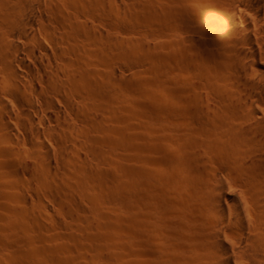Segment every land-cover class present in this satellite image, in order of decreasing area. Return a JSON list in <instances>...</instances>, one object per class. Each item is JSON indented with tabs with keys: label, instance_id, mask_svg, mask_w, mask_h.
<instances>
[{
	"label": "rangeland",
	"instance_id": "1",
	"mask_svg": "<svg viewBox=\"0 0 264 264\" xmlns=\"http://www.w3.org/2000/svg\"><path fill=\"white\" fill-rule=\"evenodd\" d=\"M0 1L11 9L7 16H0V37L13 42L12 53H18L30 69H35L38 60L21 50V44L32 48L41 44L48 54L56 55V47L67 42L66 50L61 48L68 59L71 57L72 66L61 68L75 73L70 80L73 82L59 75L62 79L56 78V85L50 78L48 82L34 80L39 93L48 86L50 94L44 91L45 96L52 97L49 99L61 109L60 114L53 112L52 100L42 96L43 92H22L12 88L13 83L8 88L11 119L19 114V108L32 110L24 99L33 97L37 101L34 121L28 123L23 117L25 126H17V131L29 150L31 140L43 145L39 150L41 159L37 160L42 183L38 186L41 253L47 248L55 250L56 264H169L180 247L188 246L184 216H194L193 222L198 225L201 213L196 194L187 197L174 188L173 182L185 179L193 188L207 177L209 182L214 179L213 168L227 167L220 151L198 130L202 115L210 121L219 112L235 113L220 91L226 87L230 93L237 92L240 84L234 78L217 76L216 67L225 62L220 58L222 50L211 43L198 46L196 37L175 30L173 22L166 19V5L176 8L175 0H53L55 5L42 0L41 6H36L33 30L20 23L22 27L15 32L4 20L18 19L19 10H12L17 0ZM46 12L50 13L46 16ZM49 15L56 21H51ZM59 18L72 25L70 33L63 34ZM22 30L32 31V36H22ZM44 31L51 37H46ZM88 33L95 38L91 43ZM48 37L56 38L52 41ZM65 37L68 41H63ZM210 51L217 54V59L205 57ZM95 55L104 56V61L97 62ZM22 65L12 62L14 75L10 72L9 76L28 78V67ZM257 80L262 81L258 76ZM42 97L51 101L49 106ZM207 103L209 109L204 106ZM73 105L78 106L77 111ZM44 107L50 112L53 109L54 120L42 117ZM56 121L59 127L65 126L61 127L63 131L59 128L60 134L55 130ZM10 123L14 125V120ZM49 128L53 133L46 134ZM187 137L201 139L206 145L200 150L193 148ZM194 152L198 153V164L189 159ZM199 163L202 169H198ZM181 205L185 213L180 211Z\"/></svg>",
	"mask_w": 264,
	"mask_h": 264
},
{
	"label": "bare ground",
	"instance_id": "2",
	"mask_svg": "<svg viewBox=\"0 0 264 264\" xmlns=\"http://www.w3.org/2000/svg\"><path fill=\"white\" fill-rule=\"evenodd\" d=\"M21 1L17 0L16 3L14 1V4L11 2L14 6L12 10H19L16 11L20 13L18 19L16 20L15 18L17 16H15L13 18L14 21L9 20L7 22V20H4L8 23L7 25L14 29V32L19 29L18 26L20 23L28 25V27L25 25L27 29L32 28L35 24L33 16L36 14V8L42 4V0H29L27 3ZM45 1L50 5H55L53 0ZM175 2L177 3L176 8L166 5V19L173 22L177 32L196 37L198 46L211 43L213 46L215 45L218 49L222 50L220 54L222 57L220 58L221 61L225 62H222L223 65L216 67L218 71L217 76L222 79L227 78L228 80L231 78V80H237L242 89L240 87H237L238 89L240 88L239 90L234 88L237 90V92L232 91L233 94L235 92L234 95L227 91L226 87L224 90L222 87L224 92L220 91L226 99V102H229L228 104L231 109L233 108L235 110V113L232 112L233 115H226L223 112H219L218 117L216 116L217 118L213 119V117H210L211 119L208 121L205 118L203 119V115L201 116L197 111L198 116H201L200 120L198 119L199 132L208 143L220 151V158L226 163L227 167L224 169L213 168L214 179H211L209 182L210 179L206 180L208 179L207 177L198 185H194L193 188H190L188 180L185 179H176L173 182L174 188L176 190L178 189V191L185 192L187 197H191V195L194 197L195 195L193 194H196L195 198L201 213L198 225L193 222L194 216L183 215L185 220L184 233L187 237L188 246L180 247L178 249V256L172 259L169 264H264V65L262 64L264 63V0H175ZM9 8L0 1V16H7L9 13L8 10H11ZM49 13L46 12L45 15L47 16ZM48 18L51 21L54 19L53 22L56 21L55 17L50 15ZM61 21V25H59L64 30L63 34L70 33L73 29L72 25L65 23V20ZM80 25L78 29H80ZM44 32L47 33L46 37L49 36L48 34L50 32ZM30 35L32 36V31H23L22 36H27L29 39ZM88 38L89 43L95 39L93 35H90ZM51 39L49 38V40ZM66 40L68 41V38L63 41ZM12 43H7L0 37V264H56L55 250L47 248L42 254L40 249V234L38 228L40 222L39 210L42 205L40 202L41 197L38 195V186L41 181L40 176L38 177L40 166L37 160L41 154L39 150L43 145L38 141L36 143V141L33 140V142L31 140L29 141V147L32 149L29 150L26 148L25 141H22L17 131V126H25L23 121L25 118L27 122L29 120L28 123L34 121L37 116L36 114H38L37 101L34 102L33 97H27V100L24 99L31 105L32 110L30 111L26 107L19 108V114L12 118L14 120V125H12L10 123L12 119L9 107V86L13 83L12 88L14 86L19 91L22 89V92H24V89H28L30 92H35L36 95L38 85H35L34 80L36 81L37 78L40 80L46 79L47 82V79L50 78V81L52 82L54 80L53 83L56 85L59 75L64 77V80L70 81L74 78L75 73L64 70H68V66H72L69 62L71 57L68 59L65 54L66 52H62V48L66 46L65 43L67 42L64 43L65 45L60 44L62 48L61 46H58L59 48L56 47L58 49V53L54 50L56 55L48 54L45 47L41 44L35 48L21 44L19 47L21 50L31 54L35 60H38L35 69H30L31 66L28 63L26 64V61L24 62L18 53H12ZM17 48L14 52H17ZM66 48L64 47L63 51ZM101 57H96V61L103 62L104 56ZM205 57L211 60L217 59V54L210 51L205 53ZM14 61L17 64H23L26 68L28 67L27 69L30 74L28 78H25L27 76L21 78L22 75L20 77L14 76V78L9 76L10 72H12L11 75H14L13 69L11 68V64ZM42 61L46 62L47 66ZM64 66H67V68ZM95 73L99 76L97 72ZM183 75L187 78L189 73H184ZM257 76L261 77V82L257 80ZM60 79L62 78L59 77ZM231 82L233 83V81ZM238 83L237 85L239 86ZM45 86L42 87L45 89L40 93H44V91L48 92V86H46L47 88ZM26 93L24 95L27 96L28 94ZM47 94H50V92ZM47 94L46 96L45 93L41 95L49 99L51 96L48 97ZM45 97H42V99ZM232 97H235L237 100L236 104L234 103L236 102L234 98L235 101L231 100ZM21 98L24 97L22 96ZM49 100L48 102L44 101L46 106H49L51 103ZM51 104L54 110L51 107L50 109L54 113L60 114L61 109L54 107L56 105L53 100ZM71 104L70 101L67 104L69 109L72 107ZM76 106L75 109L77 111L78 106ZM204 106L207 109L210 108L208 103ZM45 107L44 109L46 110ZM51 112L50 110H46L44 113L42 112V117L45 120H54L55 118H53L54 116H52ZM94 113L96 114V112ZM23 117L25 118L23 119ZM55 124L58 129H52L56 131L61 127H65L62 126V123L61 127H59L60 123L58 121ZM51 132L53 133L49 128L46 134H51ZM38 133L36 132L37 136ZM186 140L190 142L189 144L193 148L196 147L199 150L201 148L203 149L204 145H206V142L198 138L187 137ZM62 149L65 150V148ZM62 149V152L60 151L61 154L64 153ZM96 153L98 152L96 151ZM27 154L30 156L25 157ZM189 157H192L189 158L191 160H197L198 153L194 152ZM47 162L45 161L43 164ZM196 164H198V160ZM202 168V165L199 163L198 169ZM204 172V170H201V173L205 174ZM191 185L193 184L191 183ZM180 211L185 213V208L182 205L180 206ZM87 217L85 219H88ZM83 220L81 219V221ZM159 245L161 247V242H159Z\"/></svg>",
	"mask_w": 264,
	"mask_h": 264
}]
</instances>
